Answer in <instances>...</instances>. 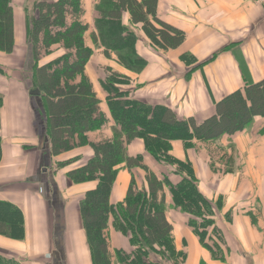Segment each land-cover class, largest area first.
I'll use <instances>...</instances> for the list:
<instances>
[{"label": "crops", "instance_id": "crops-1", "mask_svg": "<svg viewBox=\"0 0 264 264\" xmlns=\"http://www.w3.org/2000/svg\"><path fill=\"white\" fill-rule=\"evenodd\" d=\"M31 1L33 7L36 0ZM82 1L83 20L90 26L87 45L94 48L91 35L97 34L96 6L100 0ZM26 2L13 0L15 51L21 60L25 59L22 48L29 46L28 20L34 15V11L27 12ZM157 17L184 32L186 39L175 50L157 49L142 26L133 25L125 13L123 25L135 32L137 52L147 62L142 71H128L116 62L115 56L105 57L103 46L95 48L86 71L103 110L108 111L109 95L102 84L105 67L129 78L124 90L131 98L166 106L178 118H194L198 123L216 115V104L225 97L264 81V8L253 0H158ZM11 61L10 55L0 53V66L5 72V76L0 75V94L5 99L0 129V200L22 211L26 236L23 242L0 237V255L20 264H51L44 260L46 254L55 253L54 241L60 238L64 225L63 248L69 264H92L90 252L87 263L75 261L73 255L75 250H90L80 203L94 185L75 184L67 176L80 163L65 169L56 167L62 161L90 158L92 151L87 147L54 159L50 156L45 117L38 118L35 112L40 95H32L37 90L29 92L22 75L24 63L13 67ZM102 135L111 136L110 129L91 134L90 140L97 141ZM127 153L142 156L159 177L167 176L174 183L181 179L171 167L158 165L141 140L132 142ZM173 154L192 164L200 192L219 207L215 224L225 241L220 246L223 256L213 257L189 226L188 217L173 206L166 189L167 219L173 227L176 249L186 253L184 264H264V118L256 117L239 134L224 135L208 144L194 142L190 149L182 141L174 142ZM132 176L139 189L148 188L144 171H129L122 166L113 187L112 204L125 200ZM109 236L114 250L127 246L114 230L110 229ZM7 244L11 245L9 250ZM152 260H157L156 256Z\"/></svg>", "mask_w": 264, "mask_h": 264}, {"label": "trees", "instance_id": "trees-1", "mask_svg": "<svg viewBox=\"0 0 264 264\" xmlns=\"http://www.w3.org/2000/svg\"><path fill=\"white\" fill-rule=\"evenodd\" d=\"M157 2L100 0L96 6L97 34L91 35L94 48L87 45L90 26L83 20L82 0H36L34 15L27 24L33 87L45 102L43 122L48 126L50 156L54 159L87 147L92 151L90 158L62 161L56 167L65 169L80 163L67 176L75 184L94 185L80 203L94 264H184L186 253L176 249L173 227L167 219L166 189L173 206L188 217L202 246L213 257L221 258L224 250L220 246L225 241L215 224L219 207L200 192L192 164L174 156L173 143L182 141L190 149L194 142L208 144L224 135L239 134L256 117L264 118V81L225 97L216 104V115L198 123L194 118H178L166 106L131 98L129 91L124 90L129 78L110 67L104 68L102 82L109 94L108 111L102 109L86 71L99 44L105 57L112 59L116 54V62L128 71L140 72L147 66L137 52L135 32L123 25L125 13L133 25L142 26L157 49L175 50L184 43V32L158 19ZM14 50L13 0H0V53L12 55ZM0 75L5 76L1 66ZM4 107L5 99L0 94V129ZM105 129H110L111 136L90 140L91 134ZM136 140L143 142L147 154L158 165L171 167L181 178L179 182L159 177L142 156H129L127 147ZM2 144L0 135V163ZM122 166L129 171H144L148 188L139 189L132 176L125 200L114 205L111 195ZM110 229L127 242L126 247L115 250L114 256L110 251ZM25 236L22 211L0 200V237L23 242ZM153 256L161 260L154 261ZM0 264L20 263L0 255Z\"/></svg>", "mask_w": 264, "mask_h": 264}, {"label": "rangeland", "instance_id": "rangeland-1", "mask_svg": "<svg viewBox=\"0 0 264 264\" xmlns=\"http://www.w3.org/2000/svg\"><path fill=\"white\" fill-rule=\"evenodd\" d=\"M19 6L20 5H18V7ZM27 6L29 8V9H27L28 10L27 12H29V13L33 12V10H32L33 7H32V1L31 0H27L26 7ZM31 17H33V15ZM15 54L17 55V52L14 50V53H13L14 56L10 55V58L11 59L13 58V61H11V65L13 67H17V66L20 67L21 63H24L25 66L22 68V75L24 77V81H25V83L27 85V88H28L29 92L34 91L35 89L33 87V81H32V79H33V67H32V62H31L30 47L29 46H25V48L24 47L22 48V55L21 56H25V59H23V60H21V58L18 55L16 56ZM115 57H116V54H115ZM12 62H14V63H12ZM39 98H41V101H40V104L38 106H36L35 112L37 113L38 118L42 119V118L45 117L44 114L46 113L44 111L45 102L43 101V98L41 96ZM159 130H161V128H159ZM45 168H47V167H45ZM63 230H64V225L61 226V232L62 233H63ZM62 233H60L61 234L60 238H57V240L54 241L53 249H55V253L53 251L49 250V252L51 251L50 255L46 254V257H45L44 261H47V262H49L51 264H69V262H68L69 260L67 259L68 256L66 254V249L63 248V238H62L63 234ZM24 241H25V239H24ZM78 243L79 244L81 243L80 247L83 248L82 247L83 246L82 239H79ZM8 246H11V245L10 244H7V246L5 245V247L9 250ZM1 247H0V249H1ZM110 247H111L110 251H111L112 255L114 256L115 255V250L113 249V243L111 242V240H110ZM12 250H18V249L17 248H13ZM28 250H31V249H29V247H28ZM52 252H53V254L51 255ZM75 252H76V255L72 254L73 258L75 259V261L77 260V261L85 262V263L89 262V259H88L89 250H83L82 249V250H75ZM76 256H77V258H75ZM28 257L29 256L27 255V258ZM152 258H154V256ZM156 259L157 260H161L158 257H156ZM28 260H29V258H28ZM157 260H154V261H157ZM91 262H92V258H91ZM92 264H94V263L92 262ZM164 264H169V263H164Z\"/></svg>", "mask_w": 264, "mask_h": 264}, {"label": "built area", "instance_id": "built-area-1", "mask_svg": "<svg viewBox=\"0 0 264 264\" xmlns=\"http://www.w3.org/2000/svg\"><path fill=\"white\" fill-rule=\"evenodd\" d=\"M255 4L264 8V0H253Z\"/></svg>", "mask_w": 264, "mask_h": 264}, {"label": "water", "instance_id": "water-1", "mask_svg": "<svg viewBox=\"0 0 264 264\" xmlns=\"http://www.w3.org/2000/svg\"><path fill=\"white\" fill-rule=\"evenodd\" d=\"M32 95H40L39 91L32 92Z\"/></svg>", "mask_w": 264, "mask_h": 264}]
</instances>
